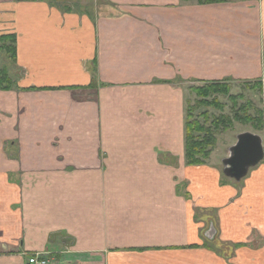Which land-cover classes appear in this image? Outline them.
<instances>
[{
  "label": "crops",
  "instance_id": "0c3cea01",
  "mask_svg": "<svg viewBox=\"0 0 264 264\" xmlns=\"http://www.w3.org/2000/svg\"><path fill=\"white\" fill-rule=\"evenodd\" d=\"M0 4V264H264V159L184 158L190 84L264 83V0Z\"/></svg>",
  "mask_w": 264,
  "mask_h": 264
},
{
  "label": "trees",
  "instance_id": "16d2710c",
  "mask_svg": "<svg viewBox=\"0 0 264 264\" xmlns=\"http://www.w3.org/2000/svg\"><path fill=\"white\" fill-rule=\"evenodd\" d=\"M181 1L203 4L222 0ZM15 42L16 34L13 32L0 35V52L3 51L7 55L5 56L6 59L8 61L12 60L13 63H15ZM8 67L0 59V90H9L15 87L16 81L11 76ZM223 82L225 81H213L191 86L195 99H193V102L187 99L184 105V158L187 165L206 164L215 148L218 132L233 126L235 122L250 123L260 130L263 128L264 113L261 110L254 109L252 113L244 111L245 107L249 106L248 101L246 105L234 109L230 115L221 112L217 115L209 113V107L215 109L223 107L217 98L218 94L229 95V89L224 85L226 83ZM255 82L261 85L259 89L264 92V84L262 85L260 81ZM249 86L255 87L253 83Z\"/></svg>",
  "mask_w": 264,
  "mask_h": 264
},
{
  "label": "rangeland",
  "instance_id": "374dc122",
  "mask_svg": "<svg viewBox=\"0 0 264 264\" xmlns=\"http://www.w3.org/2000/svg\"><path fill=\"white\" fill-rule=\"evenodd\" d=\"M16 1L17 0H14V2ZM19 1H23V0H19ZM28 1H35V0H28ZM46 1L50 2L51 4L57 5L60 8L68 9V10H77L78 12H86V11L90 12V10L94 8V6L98 1H100L102 4L104 3V0H46ZM4 9L8 10V6H6L5 4H0V19H2L3 17H9V15L6 14L7 12H4ZM8 32L11 33L10 31ZM4 33L6 32H2L0 33V35ZM5 56L7 55L3 51H1L0 52L1 62L9 66L8 70L11 76L16 80L17 78L16 74L18 69L16 68L15 63H13L12 60L8 61V59H6ZM223 83H226L224 85H226V87L229 89L230 96L226 94H218L217 98L219 99L223 107L221 109H215L214 107H209L208 108L209 113H214L217 115L221 112L230 115L234 109L246 105L247 101L249 102V106H246L245 109L243 108L245 112L252 113L254 112V109H259L264 113V92L263 90L259 89L261 88V85L259 83L252 82L255 87L249 86L250 84L252 85V83H244L238 81H234V82L225 81ZM261 84L263 85L264 83ZM197 85L198 84H190L188 86L186 100L190 99V101L193 102V99H195V95L191 90V86L193 87ZM243 131H251L259 135L261 134V130L253 127L250 123L244 124L239 122H235L233 126L218 132L216 145L213 151L211 152L210 156L212 161L220 164V169H222L221 161L223 158L226 157L229 147L235 142L236 135ZM253 168L254 167L249 169L248 171L249 174ZM222 178L225 180L227 179L225 176H222ZM211 243H218V242H211ZM217 247L223 248L221 245H219V243L217 244Z\"/></svg>",
  "mask_w": 264,
  "mask_h": 264
},
{
  "label": "water",
  "instance_id": "95a60500",
  "mask_svg": "<svg viewBox=\"0 0 264 264\" xmlns=\"http://www.w3.org/2000/svg\"><path fill=\"white\" fill-rule=\"evenodd\" d=\"M264 159L262 138L251 131H243L236 135L235 142L229 147L228 155L222 159V174L229 179L240 181L250 168ZM215 230L210 227L208 238H213Z\"/></svg>",
  "mask_w": 264,
  "mask_h": 264
},
{
  "label": "built area",
  "instance_id": "2783aa9c",
  "mask_svg": "<svg viewBox=\"0 0 264 264\" xmlns=\"http://www.w3.org/2000/svg\"><path fill=\"white\" fill-rule=\"evenodd\" d=\"M48 263H49L48 258L44 254L38 252H34L30 254L27 258V264H48Z\"/></svg>",
  "mask_w": 264,
  "mask_h": 264
}]
</instances>
